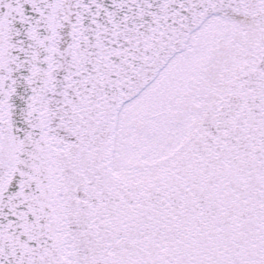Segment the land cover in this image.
Here are the masks:
<instances>
[{"label":"snow or ice","instance_id":"snow-or-ice-1","mask_svg":"<svg viewBox=\"0 0 264 264\" xmlns=\"http://www.w3.org/2000/svg\"><path fill=\"white\" fill-rule=\"evenodd\" d=\"M0 264H264V0H0Z\"/></svg>","mask_w":264,"mask_h":264}]
</instances>
